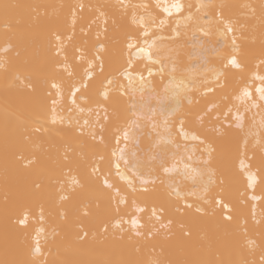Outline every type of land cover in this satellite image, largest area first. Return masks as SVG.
<instances>
[{
  "label": "snow or ice",
  "instance_id": "1",
  "mask_svg": "<svg viewBox=\"0 0 264 264\" xmlns=\"http://www.w3.org/2000/svg\"><path fill=\"white\" fill-rule=\"evenodd\" d=\"M0 20V264H264V0Z\"/></svg>",
  "mask_w": 264,
  "mask_h": 264
},
{
  "label": "bare ground",
  "instance_id": "2",
  "mask_svg": "<svg viewBox=\"0 0 264 264\" xmlns=\"http://www.w3.org/2000/svg\"><path fill=\"white\" fill-rule=\"evenodd\" d=\"M18 2L42 3V4H60V3L67 4V3H75V2H77V0H18ZM89 2L90 3H107V2H109V0H85V3H89ZM111 2H115V0H111ZM133 2L149 3L153 6H155L158 3L161 5L171 6V4L179 2L185 6H187L189 4L195 6L201 2H207V3H211V4H217V3L225 2L228 4L239 6V5L248 4V3L253 4V5H258L260 3V0H133ZM156 11L160 13L159 18L165 19L166 23L164 24V26L162 28H160V29L153 28L152 31L156 32L158 35L162 34L164 36H170V35H174V33H172V29L177 28V25L175 23L174 18H176V19L182 18L184 15L187 14L188 10L185 7L183 12H181V13H176L175 11H173V14L171 17L167 16V14L163 13L162 10H160V9H156ZM192 11H195V7H193ZM244 11H246V10L243 8H240V7H236L234 9H232L231 13L226 12L225 15L226 16L227 15H234L236 18H240L242 20L243 17L241 14ZM157 23H159V19L157 20ZM180 27L182 29L183 25H181ZM2 32H3V22H2V20H0V33H2ZM211 39L213 40L214 43L218 42V44H225V41L223 39H220L216 35H213L211 37ZM230 39L231 38L229 37V43H230ZM163 43L168 44V43H171V41L165 40V41H163ZM238 43H240L246 51L248 49H253L258 53L259 48H260V40H259L258 33H257V40H256L255 44H253L250 39L249 40H239ZM2 44H3V41L0 40V45H2ZM185 51H191L190 45L186 46ZM229 51H230L229 47L227 45H225V48H224L225 55H227ZM183 59L185 60L186 63L189 62L187 56H184ZM244 59H245V57L242 56L241 60H244ZM247 59L251 60L252 56L249 55L247 57ZM216 62L218 63L219 61H216ZM159 68H160V65H155L153 68V71L157 72L159 70ZM145 76H147L146 72H145ZM155 79L157 82H159L160 76L157 75L155 77ZM3 90H4V82H3V79L0 78V95H2ZM2 119H3V113H2V111H0V121H2ZM256 194L257 195L261 194L260 188H257ZM258 208H259V203H258ZM52 258L53 257H50L49 259H52Z\"/></svg>",
  "mask_w": 264,
  "mask_h": 264
}]
</instances>
